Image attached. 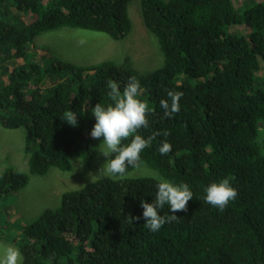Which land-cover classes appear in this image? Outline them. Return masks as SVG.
Masks as SVG:
<instances>
[{
    "label": "trees",
    "instance_id": "trees-1",
    "mask_svg": "<svg viewBox=\"0 0 264 264\" xmlns=\"http://www.w3.org/2000/svg\"><path fill=\"white\" fill-rule=\"evenodd\" d=\"M131 0H0V123L23 128L29 172L69 171L73 157L90 164L102 138L92 108L113 103L109 79L121 92L130 77L152 110L137 134L157 136L141 153L154 174L100 177L63 193L59 206L21 225L12 236L23 264H264V0H140L143 22L162 53L159 67L141 72L129 59L77 65L33 59L35 38L73 27L122 39L132 29ZM29 16V20L25 17ZM244 25V33L234 28ZM181 92L180 111L165 117L160 102ZM77 115V126L62 120ZM134 137L123 141L128 144ZM171 151L161 155L164 140ZM157 177L193 192L187 212L153 233L141 202L152 203ZM230 178L238 191L224 211L205 202V189ZM26 171L0 174V203L29 182ZM8 210L0 209L1 216ZM171 215L168 205L158 210ZM135 217H140L136 220ZM9 225L12 222H7ZM13 224V223H12Z\"/></svg>",
    "mask_w": 264,
    "mask_h": 264
},
{
    "label": "rangeland",
    "instance_id": "rangeland-1",
    "mask_svg": "<svg viewBox=\"0 0 264 264\" xmlns=\"http://www.w3.org/2000/svg\"><path fill=\"white\" fill-rule=\"evenodd\" d=\"M243 1L234 0L236 5ZM128 12L132 29L122 39H113L104 32L83 28L64 26L47 29L35 38L37 47L33 51V59L46 63L51 57H56L77 65L97 64L104 60L124 62L125 59H129L133 67L141 72L159 67L163 56L156 37L143 22L140 0H131ZM26 18L29 20V16ZM244 27L234 26L246 33L247 29ZM259 74L264 75V65ZM90 133L91 130H88V134ZM259 139L264 144V124L259 127ZM24 146L23 128H6L0 123V174L8 168H13L26 171L30 175L26 186L12 192L0 203V209L8 207L6 213L1 216L4 227L0 229V244L16 248L17 245L11 239L19 226L34 221L47 209L57 208L64 192L79 189L88 182L102 177L96 175L108 159L99 151L102 143L90 164H85L79 157H73L69 171L52 166L45 174H32L29 172V157L24 151ZM154 173L153 170L141 167L133 174L140 176ZM5 220L13 224L9 225Z\"/></svg>",
    "mask_w": 264,
    "mask_h": 264
},
{
    "label": "clouds",
    "instance_id": "clouds-1",
    "mask_svg": "<svg viewBox=\"0 0 264 264\" xmlns=\"http://www.w3.org/2000/svg\"><path fill=\"white\" fill-rule=\"evenodd\" d=\"M107 87L110 89L108 96L113 103L106 107L102 103H97L92 108L96 122L90 135L93 139L102 138L103 146L99 151L108 158L96 176L123 180L130 175L129 167L132 169L142 167L141 153L152 145V141L157 136L167 137L171 133L167 130L154 132L147 139L137 134L140 129L149 126L148 115L152 110L147 102L139 99L143 89L135 76L129 78L122 92L119 84L111 79L108 80ZM167 96L169 99L161 100L160 106L164 109L165 117L171 118L180 111L179 101L183 93L168 91ZM62 120L73 127L78 124L77 115L72 110L66 111ZM129 137L134 138L130 143L123 144L122 142ZM171 149L172 145L165 139L159 147V152L161 155H166ZM157 180L155 200L152 203L141 202L144 210L143 218L146 220L144 225L153 233L159 231L166 223L176 221L178 216L174 213L187 212L188 202L193 199V192L187 183L175 185L163 177H157ZM205 192V202L220 211H224L229 202L234 201L238 196V191L232 186L230 178L210 184ZM165 205H168L173 214L160 215L158 210H162ZM135 219L139 220L140 217ZM53 258H49L47 264H52ZM0 264H23L21 251L11 245L0 244Z\"/></svg>",
    "mask_w": 264,
    "mask_h": 264
}]
</instances>
